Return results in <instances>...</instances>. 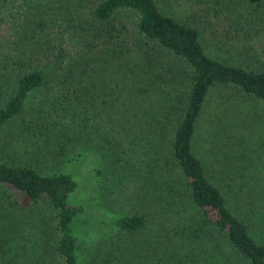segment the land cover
Here are the masks:
<instances>
[{"label": "trees", "instance_id": "1", "mask_svg": "<svg viewBox=\"0 0 264 264\" xmlns=\"http://www.w3.org/2000/svg\"><path fill=\"white\" fill-rule=\"evenodd\" d=\"M36 4L9 57L17 67L0 105V137L23 119L33 154L0 152V264H79L74 224L88 208L79 196L115 170L138 177L132 213L100 224L153 239L151 257L264 264V180L250 170L253 144L264 138L246 127L264 120V0ZM214 91L227 115L252 103L250 116L236 118L251 142L231 151L220 114L211 171L194 140Z\"/></svg>", "mask_w": 264, "mask_h": 264}, {"label": "rangeland", "instance_id": "2", "mask_svg": "<svg viewBox=\"0 0 264 264\" xmlns=\"http://www.w3.org/2000/svg\"><path fill=\"white\" fill-rule=\"evenodd\" d=\"M37 1L39 0H0V93H2L0 105L9 96L15 76L13 68L17 67L9 57L15 52V44L19 40V32L33 16L29 10L30 4L32 7L36 6ZM219 98V92L214 91L210 97L209 104L205 108L202 122L199 124L194 140L196 153L204 160L206 165L210 166L211 171H213L214 166V164L211 165V162L213 163L214 158H212L210 152V139H215L213 137L215 135L214 126L217 124L220 114L219 118L221 117V119L219 120L222 121V133L232 136L228 147L231 151L239 153L242 149L246 150L251 142L248 137L249 134L245 135L244 132H241V126L236 118L243 116L246 118L245 115L250 116L248 110L252 107V103L240 106L241 108H238L239 110L237 109V111L234 109L235 116H233V113L228 112L227 115L226 112L217 107L216 104ZM227 107H224V109ZM262 114H264V109H260L257 116ZM230 117H233V119H230ZM212 120L216 122L213 123ZM259 120L261 123L251 119L249 125L246 126L248 132L252 129L251 134L255 139L257 138L256 136L264 138V120ZM26 125L27 122L20 119L16 124L9 125L0 137V152L9 160L32 161L33 154H31L30 145L26 140L28 132L25 128ZM253 148H255L253 153L255 162L251 163V166H253L250 170L257 175L258 179L264 180V145H258L256 141V144H253ZM137 178V175L129 170L127 172L110 171L106 176L97 178L98 181L91 192L79 196L81 201L85 200V202H88L87 212L76 217L74 224V234L79 241V264L170 263L167 260L161 261L160 256L159 258L151 257L154 251H151V255L148 253L147 244L152 242L153 239L148 242H138L133 237L121 233L114 226L100 224L102 218L110 219L116 215L132 213L133 203L130 199L133 195L131 191L135 188ZM1 190L3 189L1 188ZM8 190L14 194V197L22 201L23 208L27 209L29 207V200L23 192L16 191L11 186L8 187ZM79 197L74 198L72 195L70 201H77ZM30 226L27 225L25 232H23L21 243L24 246H30L28 241L32 234ZM138 246L142 248L139 249ZM25 247L29 250L28 246Z\"/></svg>", "mask_w": 264, "mask_h": 264}]
</instances>
